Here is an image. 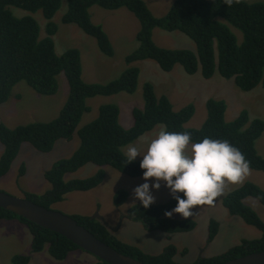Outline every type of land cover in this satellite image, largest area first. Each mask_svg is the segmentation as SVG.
<instances>
[{
	"label": "trees",
	"instance_id": "16d2710c",
	"mask_svg": "<svg viewBox=\"0 0 264 264\" xmlns=\"http://www.w3.org/2000/svg\"><path fill=\"white\" fill-rule=\"evenodd\" d=\"M61 3L62 0H0V105L9 100L14 87L23 80L37 93L53 95L59 89L58 76L64 72L70 86L67 101L53 120L15 127L0 123V141L4 145L0 176L9 172L24 142L31 143L40 151L49 152L59 139L71 140L76 132L81 140L72 156L58 160L46 171L45 177L51 183V188L44 194L27 193L25 198L50 208L53 203L64 200L70 192L97 187L105 177L103 166H112L132 177L142 175L141 159L127 163L123 147L158 124H164L169 132H190L191 143L205 137L228 140L243 153L250 162V168L264 171V156L256 148L257 139L264 133V119L251 120L249 112L243 110L236 119L227 121L226 101L211 97L206 102L207 117L201 127H187L186 123L195 114V105L190 103L176 110L168 95H157L150 81H146L143 87L144 106L133 108L134 123L131 127L125 128L121 124L119 105L105 103L100 106L94 120L79 128L84 113L90 111L88 98L136 91L141 71L137 62L146 59L156 60L164 71H171L180 63L190 74L196 73L201 65L205 78L212 77L218 70L224 78H235L237 86L244 91L253 90L259 85L264 87V1L231 0L229 3L228 0H175L165 16H156L145 0H69L68 10L62 19L64 23L78 24L97 40L99 49L109 56L114 54L113 43L103 26L93 22L90 8L94 5L110 10L127 7L140 20L141 28L137 33L139 45L126 55L127 68L119 77L107 83H91L83 79L79 49L70 48L62 54L56 52L53 35L58 25L52 18ZM12 7L30 13L42 10L48 20L47 36H40V24L33 15L17 16ZM232 25L242 32L241 42L232 31ZM156 27L187 34L196 42L197 51L158 45L153 39ZM16 97L20 98L21 94ZM88 163L101 168L89 177L69 181L64 179L68 172H74ZM24 172L25 167L22 166L21 173ZM249 196L264 204V189L248 181L227 194L224 205L231 214L242 217L248 224L260 229L262 237L243 239L223 253L201 257L189 264H219L264 250V220L244 202ZM127 197L126 191L119 190L115 194L116 204L122 205ZM176 204L173 198L165 203H153L149 208L138 204L129 212V216L142 221L148 230L166 233L193 230L196 226L193 219H173L165 215ZM73 217L124 254L149 264H183L175 259L180 250L174 244L159 254H149L140 247L120 240L97 218L81 214ZM0 219H18L27 224L33 236L34 252L47 248L55 259L64 260L69 253L82 249L63 234L2 207ZM218 232L219 222L212 219L209 241ZM186 251L182 250L183 253ZM30 259V255H15L13 263L28 264ZM95 264L110 263L99 258Z\"/></svg>",
	"mask_w": 264,
	"mask_h": 264
},
{
	"label": "rangeland",
	"instance_id": "374dc122",
	"mask_svg": "<svg viewBox=\"0 0 264 264\" xmlns=\"http://www.w3.org/2000/svg\"><path fill=\"white\" fill-rule=\"evenodd\" d=\"M156 16H165L175 0H145ZM249 2L264 0H246ZM69 0H62L61 7L52 20L58 25L53 35L55 48L58 54L70 48H77L81 52L83 65V79L86 82L107 83L121 75L127 68L126 55L139 45L137 33L141 28L140 20L127 7L116 10L105 9L100 5L90 8L92 20L101 23L114 46L112 56L104 54L97 40L86 33L76 23H64L63 16L68 10ZM15 15H33L41 27L40 36H47V23L42 10L30 13L18 7H12ZM237 35L238 41L243 39L242 32L231 26ZM108 34V35H109ZM154 41L167 48H183L197 51L196 42L187 34L175 30L167 31L156 27L153 31ZM140 66L138 87L135 92H119L114 95H98L87 99L90 111L85 112L79 128L94 120L102 104L115 103L120 107V122L125 128L134 123L133 108L144 106L143 87L146 81L154 84L158 96L168 95L176 110L193 103L195 114L186 123L187 127L199 128L207 117L206 102L209 98L225 100L227 121L236 119L243 110L249 112L251 120L264 119V87L257 86L253 90L244 91L236 84L235 78H224L215 71L210 78H205L201 65L196 73L186 72L183 65L177 63L171 71H164L158 62L146 59L137 62ZM59 89L53 95L37 93L26 81H20L13 89L8 101L0 105V123L9 127L28 124L30 122H46L58 116L67 101L70 92L69 81L64 72L58 76ZM21 94L20 98L16 95ZM78 128V129H79ZM164 124L156 127L138 137L132 143L123 147L126 153L130 146H136L146 152L148 144L155 139ZM78 133L71 140L59 139L49 152L36 149L31 143L24 142L9 172L0 176V190L8 194L26 197L27 193L44 194L51 188V183L45 177L47 170L60 159L68 158L80 146ZM256 148L264 156V133L257 139ZM4 145L0 141V158ZM188 154L191 155L190 147ZM138 160L142 157L138 156ZM25 172L21 173V167ZM101 167L88 163L74 172H68L66 181L85 178L94 175ZM105 177L97 187L87 191H73L65 199L53 203L50 208L69 216L77 214L96 217L104 223L120 240L140 247L149 254H159L171 244L180 250L175 259L183 264L196 262L201 257H211L227 251L230 247L239 244L243 239L261 238L263 232L257 227L248 224L242 217L233 215L224 205V199L234 189L250 181L264 189V171L250 168V173L240 183L226 182L224 191L214 199L212 205H199L187 219H193L196 226L186 232L166 233L160 230H148L140 220H134L129 212L140 202L134 198V189L142 184V175L129 176L112 166H103ZM119 190L127 192V200L122 205L115 202V194ZM155 204L165 203L173 197L167 187L157 191ZM244 202L253 208L264 220V204L255 197H247ZM169 217V216H167ZM170 218L182 219L181 214L174 213ZM216 219L219 222V232L209 241L210 222ZM33 236L27 224L18 219H0V264H14L15 255H30L28 264H95L99 258L94 254L77 249L64 260L55 259L48 249L40 252L32 250ZM187 249L186 253L182 250Z\"/></svg>",
	"mask_w": 264,
	"mask_h": 264
},
{
	"label": "clouds",
	"instance_id": "9594fccd",
	"mask_svg": "<svg viewBox=\"0 0 264 264\" xmlns=\"http://www.w3.org/2000/svg\"><path fill=\"white\" fill-rule=\"evenodd\" d=\"M191 141L188 131L169 132L162 128L146 152L136 146L128 148L127 163L142 157L140 168L144 182L135 187L134 198L144 208L155 203L154 190L163 185L177 201L165 215L171 217L178 213L187 219L196 206L212 205L223 193L226 182L240 183L250 173V162L228 140L205 137L196 143Z\"/></svg>",
	"mask_w": 264,
	"mask_h": 264
},
{
	"label": "water",
	"instance_id": "95a60500",
	"mask_svg": "<svg viewBox=\"0 0 264 264\" xmlns=\"http://www.w3.org/2000/svg\"><path fill=\"white\" fill-rule=\"evenodd\" d=\"M0 207L63 234L80 248L110 264H149L124 254L104 242L81 225L74 217L45 207L28 198L14 196L0 190ZM219 264H264V250L236 257Z\"/></svg>",
	"mask_w": 264,
	"mask_h": 264
},
{
	"label": "crops",
	"instance_id": "0c3cea01",
	"mask_svg": "<svg viewBox=\"0 0 264 264\" xmlns=\"http://www.w3.org/2000/svg\"><path fill=\"white\" fill-rule=\"evenodd\" d=\"M120 9V8H119ZM118 10V9H117ZM90 13H91V11H90ZM91 16H92V13H91ZM94 22V21H93ZM98 24V23H97ZM99 24H102V22L101 23H99ZM109 34V33H108ZM109 36H110V34H109ZM111 37V36H110ZM10 220H14V219H10Z\"/></svg>",
	"mask_w": 264,
	"mask_h": 264
}]
</instances>
